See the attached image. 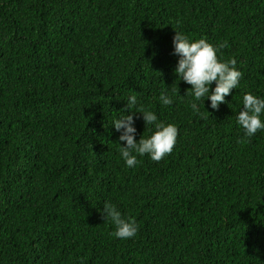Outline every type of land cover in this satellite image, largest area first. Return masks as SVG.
<instances>
[{
  "label": "trees",
  "instance_id": "16d2710c",
  "mask_svg": "<svg viewBox=\"0 0 264 264\" xmlns=\"http://www.w3.org/2000/svg\"><path fill=\"white\" fill-rule=\"evenodd\" d=\"M176 29L237 60L218 109L180 96ZM247 93L264 98V0H0V264H264V131L236 122ZM131 95L179 130L133 169L111 125ZM136 117L139 141L155 128ZM105 201L136 237L112 235Z\"/></svg>",
  "mask_w": 264,
  "mask_h": 264
},
{
  "label": "clouds",
  "instance_id": "9594fccd",
  "mask_svg": "<svg viewBox=\"0 0 264 264\" xmlns=\"http://www.w3.org/2000/svg\"><path fill=\"white\" fill-rule=\"evenodd\" d=\"M174 54L178 60L175 73L179 81H183L191 88L186 95L181 97H192L190 104L194 114H200V102L205 107V101L210 100L211 109H218L226 103V97L233 89H238L243 73L236 65L237 60L232 58L223 59L221 49L226 44L213 45L205 38L198 40L191 39L184 32L176 29L173 38ZM219 54V55H218ZM213 82L215 87L213 88ZM160 101L164 106H172L175 102V95L162 92ZM127 107L119 118L114 119L111 125L119 136V152L129 169L136 168L140 163V157L148 156L152 161L159 162L170 155L177 143L179 134L178 127L174 124H165L159 121L156 113L142 109L133 111L137 105L138 98L131 95L127 98ZM142 113L143 119L148 126H153L155 131L147 138L143 136L137 141V128L135 126L136 114ZM264 98L247 93L243 97V110L236 115L237 124L243 129L246 137H252L259 131H264ZM122 142H126L123 144ZM106 221L115 226L112 235L121 240H129L137 236L139 225L134 218H124L118 207L111 202L105 201L100 209Z\"/></svg>",
  "mask_w": 264,
  "mask_h": 264
}]
</instances>
